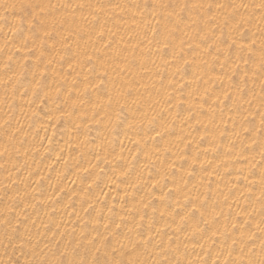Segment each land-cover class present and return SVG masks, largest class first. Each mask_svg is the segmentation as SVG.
Wrapping results in <instances>:
<instances>
[{"label":"bare ground","instance_id":"6f19581e","mask_svg":"<svg viewBox=\"0 0 264 264\" xmlns=\"http://www.w3.org/2000/svg\"><path fill=\"white\" fill-rule=\"evenodd\" d=\"M7 2L55 7L46 10L49 16L44 29H33L37 39L35 43L32 39L28 40L29 47L33 49L28 57L24 56L23 51L15 52V46H20L24 37L29 35L28 24L22 26V32L15 34V46L9 43L5 47L4 34L7 33V38L12 39L10 27L15 18L0 20V122L5 119L11 121L9 133L22 129L16 132L14 141L20 148L19 155L13 149L11 157H0V261L18 260L19 264H25L27 259L32 258V247L35 245L37 251L43 249L50 259L74 261L76 264H91L93 260H128L131 257L148 259L150 264L152 260H158L160 264H174L176 253L162 251L164 245L158 246L161 239L156 236L158 227L163 229L162 239L165 245L169 237L173 246L177 242L180 243L185 264L188 260L199 264L201 259L212 264L218 251L223 252L219 257L223 264L233 239L237 241L233 246V258L240 253L242 247L245 254L249 249H254L255 253L259 254L261 245L264 244V233L260 230L264 227L260 224L264 217L260 215L261 205L258 202L261 194L260 170L264 168V164H261L260 146L259 142L251 144L250 133H243L242 117L236 115L232 101L221 104L217 100V96L220 100L224 97L223 86L216 77L225 72L231 74V66L221 67L220 60L213 59L215 46L210 49L208 47L209 44L214 45L215 39L220 37L219 23L231 8L221 9L219 12L213 8L212 12L206 15L200 10V14L207 21L205 25L202 20L200 27L205 32L214 31L216 36L205 43L195 32L194 40L177 33V46L179 38L185 40L183 58L173 60L172 49H168L163 59L160 53L151 57L146 64L148 71H145L138 62L133 61L131 45L135 43V33L143 29L144 17L155 24V21L151 20L152 4H174L178 0H99L112 5L149 6L147 9L141 7L139 11L132 8L131 11L123 12L116 8L109 17H102L99 22L87 16L88 9L83 10V16H87V20H84L81 10L76 7L79 4L96 3L97 0ZM188 2L204 5H259L261 0ZM65 5L69 7H64ZM239 11L243 12L244 9ZM250 11L254 15L251 23L245 26L248 38L246 42L250 43L251 39L255 38L258 47L261 27L259 9L253 8ZM213 14L217 15V19H212ZM61 18L67 22L60 24ZM45 30L51 33V39L44 36ZM78 32L83 36L79 41L76 35ZM228 35V29L225 28L223 38L228 39ZM64 37L68 39L64 40ZM40 38L46 40L42 58ZM109 43L110 48L103 47ZM197 44L200 46L197 47ZM221 47L226 48L227 44ZM94 48L101 51L96 53ZM116 48L125 49V52L118 60L119 68L109 59L108 75L102 77L105 81L103 95L107 97L106 89L111 87L112 80L117 84H125V87L130 85L133 96L128 101L125 114L134 122V126L129 128L127 123L120 124L115 132L109 133L111 125L103 117V113L94 117V112L99 111L93 105L98 103L101 95V74L98 71H90V66L84 63L82 53L85 49L92 53L93 66L99 68V62L95 60L96 55L104 54L111 58ZM13 53L14 59L8 61V55ZM136 53L139 56V48ZM224 55V52H220V59H223ZM125 57L129 62L135 63V67L123 70ZM38 58L41 59L36 67ZM235 58L236 52L233 50L231 59L234 61ZM153 59L156 61L155 65L151 63ZM165 61L172 64V67H168ZM6 62L9 64L8 69L4 67ZM20 64H24L26 68L23 75H20ZM240 65L243 69V61ZM249 67L251 69L252 66ZM242 75L243 72L233 76V82L241 87ZM249 76H252L251 71ZM37 80L45 91L60 86L62 93L55 100L51 99L52 93L43 102L36 99L29 108L28 101L33 99L32 92L36 88ZM227 83L225 77L224 85ZM206 88L208 94L205 96ZM247 88L255 93L251 109L253 115L249 116V119L253 121L251 126L258 127L259 79H249ZM158 91L161 98L167 92L173 94L170 104L165 106L154 103ZM6 95L13 107L4 102ZM39 95L43 96L44 92ZM69 96L71 99H68ZM202 98L203 108L199 106ZM247 98L252 99V93H248ZM133 100L137 103H133ZM210 105L215 108L214 124L209 122L212 116ZM161 108L165 110L161 111ZM248 108L249 105L244 103L241 108L243 115H249ZM62 112L65 115L56 120L55 117ZM69 112L72 115H67ZM49 116L53 119L49 120ZM233 116L236 118L235 129ZM152 117H155V120L149 124L148 121ZM112 118L115 119L114 112ZM222 129H227L224 136L220 135ZM236 131L249 137L245 139L243 146L235 136ZM157 132L161 135L157 136ZM213 137L217 138L219 145L215 151L211 146ZM136 140H139L140 144L133 143ZM230 141L236 143V149L232 152H229L227 147ZM5 143L4 130L0 129V150ZM253 147L255 151L251 150ZM97 153L100 155L99 160ZM161 161L164 163L161 164ZM173 162L175 168L171 171L174 175L168 176L166 181L162 182L165 186L157 184L153 187L154 180H159L160 174L168 170V165ZM92 165L99 166L93 168ZM251 165L256 167L252 168ZM253 172L255 175H252ZM149 202L157 209L155 213L152 207L143 208V204ZM9 207L13 208L11 213L7 211ZM109 208L112 213H109ZM213 209L220 215L215 218L216 223L205 225V219L211 221L210 213ZM141 210L146 216H154L155 223L151 232L154 239L145 246L136 238L135 243L139 244V247L133 252L135 245L130 243V235L134 237L136 231H142L146 238L149 236L147 220L143 222L142 228H136V225L141 223L138 215ZM201 211L205 213L204 217H201ZM161 212H164L163 219ZM173 212L176 213L174 221L170 215ZM187 212L193 213L192 219L188 221L184 231L177 232L176 226L181 223L180 217ZM5 216L18 228L17 232L12 233L11 244L5 237ZM97 219L99 223L96 222ZM165 221L170 222L171 227L165 228ZM197 221L202 227L209 229L203 234L205 237H210L211 231H223L225 224L229 229L233 223L237 226L235 232L230 231L226 238L218 235L205 242L198 235L192 240H187L186 234L191 232V226ZM105 223L109 225L107 232ZM129 229H133L131 234ZM91 240H94V243H89ZM200 243H204L203 249L199 247ZM5 244H9L7 249ZM185 244L188 245L187 249L184 248Z\"/></svg>","mask_w":264,"mask_h":264},{"label":"snow or ice","instance_id":"6c2138e0","mask_svg":"<svg viewBox=\"0 0 264 264\" xmlns=\"http://www.w3.org/2000/svg\"><path fill=\"white\" fill-rule=\"evenodd\" d=\"M49 7H55V6H49V5H41V4H32V3H8L7 0H0V20H8L9 17H14V24L10 27V30L13 33V37L11 40L7 38V33H5V47L9 45V43L13 44L15 46V34L23 31V25L25 23L28 24V33L29 35L24 37V41L20 46H15V52L19 53L23 51L24 56L28 57V54L33 51L32 48L28 45V40L32 39L33 43H35V40L37 37L33 33V29H44L45 24L47 23L49 13L46 11ZM64 7H69L68 5H65ZM81 10L82 16H83V10L88 9L87 16H91L93 21L99 22L102 17H109L110 14L114 11V9L119 8L122 12L125 10L131 11L132 8L137 9L139 11L141 7L144 9H147L148 5H128V4H106L103 2H99L97 0L96 3H88V4H79L76 6ZM151 20L155 21V24L151 23V21L148 20L147 17H144L145 23L143 29L137 31L135 33V43L131 45L132 47V57L133 61L138 62L140 67L143 68L145 71H148L146 64L149 61V59L153 56H155L157 53H160L161 59H163L165 55V51L168 49H172V58L173 60H180L183 58L184 53V44L185 40L183 38H179V45L177 46L175 41L178 39L177 33H182L183 37H188L190 40H194L196 37L193 35V32L196 33V35L200 36L201 41L207 43V41L215 37L216 34L214 31L209 30L205 32L203 28L200 27L202 20L204 21L205 25L207 24V21L204 20V17L200 14V10H203L205 15L207 13H211L212 9L215 8L217 12L221 9H228L231 8L230 12H226L223 15L222 20L219 23V27L221 29L220 37L215 39V43L209 44V49L215 46L216 53L212 54L214 60H220L221 67H224L225 65L231 66V74L228 72H225L223 75L217 76L216 79L221 81L222 84V94L224 99L220 100V97L217 96V100L224 104L226 101L231 100L232 105L235 109L236 115H239L242 117L241 121V129L243 130V133H250L251 134V144L255 145L257 142H259L260 146V156H261V164H264V0H261V3L259 5H249L247 3H240L232 5H226V4H197V3H190L188 0H184V2H178L177 3H154L151 6ZM259 9V21L261 22L260 27V36H259V46L257 47V41L255 38L251 39V42L247 41V34L245 32V26L251 23L252 16L254 15L253 12L250 11V9ZM240 9H244L243 12H240ZM143 12H141V16H143ZM87 16H83L84 20H87ZM134 18V17H133ZM212 19H217V15L213 14ZM67 21L64 18H61L59 20L60 24H64ZM75 22V21H73ZM53 23L55 24L56 21L54 20ZM139 27V26H138ZM101 28H103V25H101ZM228 29V39H224V29ZM151 33V35H149ZM235 33V35H233ZM72 33L70 32L69 35ZM103 32L101 31L100 35H102ZM111 34V33H110ZM77 40L83 39V36L80 35V33H76ZM44 36L48 39H51V33L47 30L44 31ZM64 40H67L68 37H64ZM46 43V40L44 38H40V45H41V58L44 55L43 52V46ZM227 44L226 48H222L221 45ZM79 46V45H78ZM197 47L200 45L197 44ZM65 47L67 45L65 44ZM104 48H110L111 43L105 44L103 46ZM140 49L139 56H137L136 49ZM155 48V51H154ZM178 48V50H177ZM235 50L236 52V58L233 61L231 59L232 52ZM2 51V49H0ZM100 49H95L94 52L99 53ZM125 52V49L116 48L113 50V57L107 58L104 54L96 55L95 60L99 62V68L94 67V60H93V54L89 53L86 49L82 53V56L85 58L84 63L90 66V71H98L101 74L100 78V84L102 86L101 88V95L98 99V103L94 104L93 107L95 109H98L99 111L94 112V117L101 115V112L103 113V117L106 118L111 125V127L108 129L109 133H113L116 131V128L120 124H128L129 128H132L134 126V122L130 121L127 115L125 114L126 108L128 107V101L133 96V89L129 85L128 87H125V84H117L115 80L111 81V87H107V97L105 98L103 95V92L105 88V81L103 80V76L108 75V68H109V59L112 60L116 64V67H120V63L118 62L119 58L123 55ZM224 52L225 55L223 59H220L219 53ZM37 59L36 67L39 66L40 59ZM63 55L61 56V59H63ZM8 61H12L14 59V53L9 54L7 57ZM243 61L244 67L241 68L240 62ZM52 61H49L51 63ZM125 63V69L123 70H130L133 67H135V63L129 62L127 60V57L124 58ZM151 63L153 65L156 64V61L153 59L151 60ZM187 64L188 61H185ZM165 64L168 67H172V64H170L168 61H165ZM252 66L251 69L249 66ZM71 66V65H70ZM5 69L9 68V64L6 62L4 65ZM20 68L22 69L20 75L24 74V71L26 70L24 64H20ZM46 70V69H45ZM122 70V71H123ZM251 71L252 76H249V72ZM241 72H243V75L241 76V84L237 85L233 82V76L239 75ZM33 76L35 77V72L33 73ZM225 77H227L228 83L224 85ZM259 79L260 81V93H259V103L258 107L260 109L259 111V126L253 127L251 126L253 124V121L249 119V116L253 115L251 109L253 105V99H255V93L252 92V89L247 88V84L249 79L252 78ZM87 79V77H86ZM255 80H253V83ZM7 84V82H4ZM207 83V82H206ZM44 92L43 96H40V92ZM138 91V90H137ZM51 99L55 100L58 99L59 96L62 93V88L60 86H57L54 90L49 89L45 91L40 86V81H36V88L32 92L33 99H30L28 101L29 108H31L32 104L35 103L36 99H40L42 102L50 97ZM248 93H252V99H248L247 95ZM205 96L208 94V89L206 88L204 90ZM12 99H15V89H13V97ZM68 99H71V96L68 97ZM173 99V94L171 92H167V94L164 97L159 96V91L157 94V98L154 100L155 104H162L167 106L170 104V102ZM5 103L9 104V107H13L14 105L10 103L7 99V95L5 97ZM133 103H137V101L133 100ZM247 103L249 105L248 113L249 115H243L241 112V108L243 107V104ZM199 106L203 108L204 106V100L203 98L200 101ZM210 111L212 113V116L210 117L209 122L215 123V108L213 106H209ZM138 110V109H137ZM164 108H161V111H164ZM114 112L115 119L112 118V113ZM65 113H61V115L56 116V120H60ZM67 115H72L71 112L67 113ZM147 114L145 113V116ZM53 117L49 116V120H52ZM155 120V117H152L149 119V124H151ZM233 120V128L236 127V118L235 116L232 117ZM99 122V121H98ZM226 124L227 122L224 121ZM249 125V126H245ZM11 127V121L8 119L3 120L0 122V129L4 130V136L6 137V143L3 146V149L0 150V157H3L5 155H8L11 157V151L14 149L16 154L19 155L20 148L16 146L14 141L16 140V132L22 131V129L14 130L13 132L9 133V128ZM155 130V129H153ZM205 131L207 132V125L205 126ZM227 129L220 130V135L224 136L226 134ZM157 136L161 135L159 132L156 133ZM236 138L239 140L241 146L244 145L245 139H248V136H244L241 134L240 131L235 132ZM256 138H259L257 141ZM130 139V137H129ZM203 139V138H202ZM135 144H140L139 140L134 141ZM212 150L215 151L216 147L219 145L217 144V138L213 137L211 141ZM228 151L232 152L236 149V143L235 141H230L228 144ZM167 150V149H166ZM252 151H255V148L253 147L251 149ZM140 151V149H138ZM148 155L147 153L145 154ZM135 158V157H134ZM100 159L99 153H97V160ZM164 161H161V164H163ZM195 163V160L193 161ZM99 165H92L93 168L98 167ZM151 167V165H149ZM252 168H255L256 165H251ZM175 168L174 162L172 164L168 165V170H164L160 174L159 180H154L153 187H155L157 184H161V186H165L162 184L163 181H166L168 176L174 175V172L171 171V169ZM203 170V169H202ZM87 171V169H85ZM127 174V173H125ZM252 175H255L253 172ZM209 176H211V173H209ZM247 179V177H245ZM203 182V180H202ZM260 189L261 194L258 198V202L261 205L260 215L264 217V168H261L260 170ZM211 182H208V187L210 188ZM91 187V185H89ZM87 192V189L85 190ZM149 194H151V189H149ZM167 195V194H166ZM248 199V197H246ZM27 207V205H25ZM149 207H152L151 203H144L143 208L147 209ZM201 208H203V204L201 205ZM156 208L152 207L153 213L156 212ZM197 211H200V209H196ZM8 213H11L13 211V208L9 207L7 209ZM109 213H112V209L109 208ZM201 217H204L205 213L203 211L200 212ZM19 215V213H17ZM138 215L140 216V224L136 225V228H142L143 222L145 220L148 221V233L149 236L146 238L144 236V232L142 231H136L135 236L132 237L130 235L129 241L130 243H133L135 246L132 249L133 252L136 251V248L139 247V244L135 243V239L139 238L145 246H147L149 243H151L152 239L154 237L152 236V228L155 223L154 216L149 217L146 216L144 211L138 212ZM172 216V220L174 221L176 218V213H170ZM212 216L211 221L208 219L204 220L205 225H209L216 223V217L220 215V213L216 212L215 209L212 210V213H210ZM193 213L187 212L184 216L180 217L181 223L176 226V231L181 232L185 230L186 225H188V221L192 219ZM164 217V212H161V219ZM51 220V217H49ZM99 223V219L96 221ZM3 224L5 225L6 232L5 237L9 241V244H11L13 240L12 233H15L18 231V228L16 225L12 224L10 218L8 216H5L3 220ZM261 225H264V219L260 221ZM119 226V225H118ZM236 224L233 223L231 226V229H229L228 225H224L223 231H211L210 237H205L203 234L206 231H209L208 228L202 227L200 222L197 221L194 225L191 226V232L186 234L187 240H192L198 235L200 236L201 240H204L207 242L208 239H212L216 236H221L226 238L227 234L231 232H235ZM164 227H171V223L168 221H165ZM105 231H108L109 225L105 223L104 225ZM261 233H264V227H261ZM130 234L133 232V229H129ZM162 228H156V236H160L161 239L158 243L159 245H164V248H162V251H172L176 253L177 259L175 260L174 264H185L184 259L182 258L184 256V253H181L180 251V243L177 242L175 246L172 244L171 237H169V240L167 244H164V241L162 239ZM89 243H94V240L89 241ZM213 243L215 241L213 240ZM237 241L235 239L232 240V246L228 247L227 250V256L223 260V264H264V244L261 245V249L259 254H256L254 249H249L248 253L245 254L243 247L241 248V251L239 254L233 258V254L235 252V248L233 247ZM9 244H5V249L8 248ZM47 247V246H46ZM188 245L185 244L184 248L187 249ZM199 247L202 249L204 248V243H200ZM223 248V245L221 246ZM209 248H211V245H209ZM15 250V249H14ZM115 251V249L113 250ZM207 254V250H205ZM223 255L222 251H218L216 254V259L213 260L212 264H221L219 257ZM258 255V258H257ZM0 264H19V261H8L3 262L0 261ZM25 264H76V262H66L63 259H50L48 255L44 252L43 249H40L37 251V246L32 247V258L27 259L25 261ZM83 264V262H81ZM91 264H150L148 259H139L137 257H131L128 260L124 259H109L103 262L93 260ZM151 264H160L158 260H152ZM187 264H195L194 261L188 260ZM199 264H208L207 260L201 259L199 261Z\"/></svg>","mask_w":264,"mask_h":264}]
</instances>
